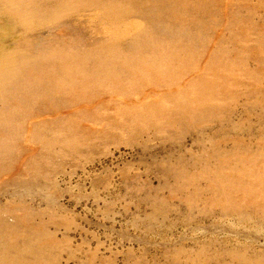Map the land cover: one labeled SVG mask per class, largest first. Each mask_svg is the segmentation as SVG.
Returning <instances> with one entry per match:
<instances>
[{
	"label": "rangeland",
	"instance_id": "374dc122",
	"mask_svg": "<svg viewBox=\"0 0 264 264\" xmlns=\"http://www.w3.org/2000/svg\"><path fill=\"white\" fill-rule=\"evenodd\" d=\"M0 264H264V0H0Z\"/></svg>",
	"mask_w": 264,
	"mask_h": 264
}]
</instances>
